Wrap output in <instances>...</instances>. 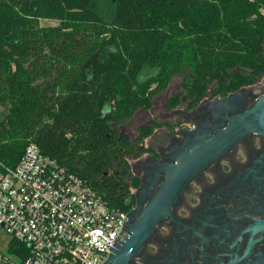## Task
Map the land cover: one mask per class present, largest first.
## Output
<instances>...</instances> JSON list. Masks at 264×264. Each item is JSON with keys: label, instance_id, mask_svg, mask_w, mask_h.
Returning <instances> with one entry per match:
<instances>
[{"label": "trees", "instance_id": "trees-1", "mask_svg": "<svg viewBox=\"0 0 264 264\" xmlns=\"http://www.w3.org/2000/svg\"><path fill=\"white\" fill-rule=\"evenodd\" d=\"M97 1L0 0V163L14 169L35 144L127 211L139 183L128 159L150 152L163 125L134 139L120 128L185 68L191 108L264 78V0H111L109 21ZM180 104L174 96L168 110Z\"/></svg>", "mask_w": 264, "mask_h": 264}, {"label": "water", "instance_id": "water-1", "mask_svg": "<svg viewBox=\"0 0 264 264\" xmlns=\"http://www.w3.org/2000/svg\"><path fill=\"white\" fill-rule=\"evenodd\" d=\"M163 101L169 99L153 102V113L138 116L137 125H150L159 118L161 124H172L174 118L180 122L193 121L197 128L176 131L178 139L150 136L147 149H158V162L152 157L128 159L135 176L141 175L134 192L135 208L127 210L117 242L110 244L105 264H133L138 256L143 255L142 248L158 226L168 219L185 227L175 235L178 253L177 234L181 231L188 230L204 242L202 246L191 247L192 264H236L249 257L264 230V222L246 216L258 223L239 236L230 252H224L218 250L203 233L205 227L217 229L209 222L224 217L225 212L220 217L208 218L199 230H195L177 221L173 209L188 185L200 172L210 169L216 159L251 133L264 136V80L261 90H257V85L244 87L215 99L207 94L202 102L204 105H198L194 110L196 113H183L182 108L166 116ZM209 205L205 208L209 214L223 210L210 209ZM249 264H264V255L258 253Z\"/></svg>", "mask_w": 264, "mask_h": 264}, {"label": "built area", "instance_id": "built-area-1", "mask_svg": "<svg viewBox=\"0 0 264 264\" xmlns=\"http://www.w3.org/2000/svg\"><path fill=\"white\" fill-rule=\"evenodd\" d=\"M126 212L30 144L14 169L0 163V228L17 243L0 264H105Z\"/></svg>", "mask_w": 264, "mask_h": 264}, {"label": "flooded vegetation", "instance_id": "flooded-vegetation-1", "mask_svg": "<svg viewBox=\"0 0 264 264\" xmlns=\"http://www.w3.org/2000/svg\"><path fill=\"white\" fill-rule=\"evenodd\" d=\"M259 82L248 88L257 85L259 90ZM208 94L212 96L211 92ZM169 101L164 104L166 116L182 108L183 113H196L194 110L198 107L191 108L186 95L181 97V104L171 110H168ZM201 103L199 105H204ZM155 122L161 124V121ZM161 125L163 126L156 129L152 136L178 139L176 131H192L197 128L193 126V121L180 122L174 118L172 124ZM151 157L158 162V149H150V152L141 158ZM132 176L139 180L141 178V175L135 176L133 170ZM133 178L128 177V183L132 184ZM135 190L132 189L133 193ZM208 205L210 209L224 211L217 210L209 214L205 211ZM173 211L177 221L195 230H199L208 218L220 217L225 212L224 217L210 220L209 225L218 228L205 227L203 236L218 250L230 252L232 244H235L239 236L247 228L258 223L256 219L264 222V136L260 133L247 135L216 159L210 169L200 172L182 192L181 199ZM239 218L241 219L235 220ZM184 228V225L171 219L161 223L153 237L142 248L143 255L138 256L133 264H192L191 247L202 246L204 242L188 230L181 231L177 234L178 253L175 250V235L179 229ZM258 253L264 255V230L249 257L236 264H249L250 259Z\"/></svg>", "mask_w": 264, "mask_h": 264}, {"label": "rangeland", "instance_id": "rangeland-1", "mask_svg": "<svg viewBox=\"0 0 264 264\" xmlns=\"http://www.w3.org/2000/svg\"><path fill=\"white\" fill-rule=\"evenodd\" d=\"M111 0H98L96 3V9L99 12V14L107 21L110 20V17L112 15V5ZM59 23L55 20H42L41 25L43 27H49V26H57ZM155 73V69H146V71L143 74V77H149ZM190 75V72L187 68H185L180 73L172 74L171 78L168 81V84L164 87L162 92L154 99L155 101H161V100H167L170 99L172 96L178 94L181 97H184V84L187 82V79ZM264 78H262L259 82V90L262 88ZM187 101V100H186ZM167 101H163V104H165ZM154 111V107L148 111L144 112L142 110H138L133 119L124 127L120 128V132L123 134H127L133 139L138 137L137 129L140 126L143 125H137L138 116H150ZM156 121H161V118H159ZM146 145L149 143V139L146 140ZM10 241V236L2 229L0 228V251L7 252L8 244Z\"/></svg>", "mask_w": 264, "mask_h": 264}]
</instances>
